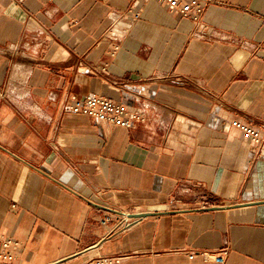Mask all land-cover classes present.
I'll return each instance as SVG.
<instances>
[{
    "label": "crops",
    "instance_id": "crops-1",
    "mask_svg": "<svg viewBox=\"0 0 264 264\" xmlns=\"http://www.w3.org/2000/svg\"><path fill=\"white\" fill-rule=\"evenodd\" d=\"M200 1L184 16L160 0H0L12 264H218L199 253L225 245L224 264H264V160L232 125L264 124V0ZM93 93L140 120L70 111ZM121 213L137 223L121 230Z\"/></svg>",
    "mask_w": 264,
    "mask_h": 264
},
{
    "label": "built area",
    "instance_id": "built-area-1",
    "mask_svg": "<svg viewBox=\"0 0 264 264\" xmlns=\"http://www.w3.org/2000/svg\"><path fill=\"white\" fill-rule=\"evenodd\" d=\"M165 3L172 11L182 13L184 16L190 15L193 9L199 14L203 11V5L200 0H160ZM139 15H135L138 17ZM68 108L72 113L84 115L92 119H97L114 125L123 127H133L136 121L140 120V115L136 111H130L128 107L112 98L99 94H88L84 97L72 96L68 100ZM232 125L240 130L243 135L250 139L256 146L255 154L257 158L264 160V124H258L249 120L233 119ZM113 216L106 214L101 220L104 224L110 222ZM135 219H131L125 213L118 217V227L121 230L136 224ZM21 249V243L10 237H0V264H12L17 258ZM228 246L225 245L217 251H202L199 254L205 260L214 261L218 264L226 262ZM190 258L195 257L192 252ZM121 257L118 256H100L94 261V264H114Z\"/></svg>",
    "mask_w": 264,
    "mask_h": 264
}]
</instances>
